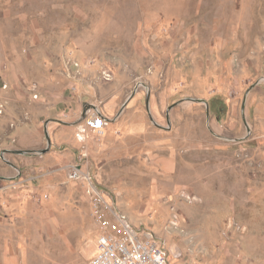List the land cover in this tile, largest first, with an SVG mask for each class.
Listing matches in <instances>:
<instances>
[{"label":"rangeland","instance_id":"374dc122","mask_svg":"<svg viewBox=\"0 0 264 264\" xmlns=\"http://www.w3.org/2000/svg\"><path fill=\"white\" fill-rule=\"evenodd\" d=\"M0 217L18 264H88L97 219L264 264V0H0Z\"/></svg>","mask_w":264,"mask_h":264},{"label":"built area","instance_id":"2783aa9c","mask_svg":"<svg viewBox=\"0 0 264 264\" xmlns=\"http://www.w3.org/2000/svg\"><path fill=\"white\" fill-rule=\"evenodd\" d=\"M108 119L100 107L92 106L86 110L85 117L78 124L76 138L85 142L88 132L102 133ZM70 178L89 183L88 192L93 201L98 204L99 193L90 183H95L88 171L83 172L79 166H73L69 172ZM97 207V206H95ZM99 233L96 248L88 264H167L166 254L156 240L148 233H139L126 220L119 219L115 229L107 228L97 219Z\"/></svg>","mask_w":264,"mask_h":264},{"label":"crops","instance_id":"0c3cea01","mask_svg":"<svg viewBox=\"0 0 264 264\" xmlns=\"http://www.w3.org/2000/svg\"><path fill=\"white\" fill-rule=\"evenodd\" d=\"M104 116L106 115L104 114ZM114 118L116 119L117 115ZM7 220V217H0V264H18L21 259L20 253H22L23 249L15 243V230L7 223Z\"/></svg>","mask_w":264,"mask_h":264},{"label":"water","instance_id":"95a60500","mask_svg":"<svg viewBox=\"0 0 264 264\" xmlns=\"http://www.w3.org/2000/svg\"><path fill=\"white\" fill-rule=\"evenodd\" d=\"M257 82H258V81H256L255 83H253L252 86H254L255 84H257ZM252 86H251V87H252ZM194 100L204 102L203 100H200V99H194ZM243 102H244V101H243ZM123 105H125V103H124ZM92 106H93V105H92ZM148 106H149V93H148L147 96H146V107H147V109L149 110V107H148ZM86 109H87V105L84 106V108H83V110H82L81 120L85 117ZM166 119H167V122L169 123V117H168V115L166 116ZM47 141H48V145H50L51 140H50L49 137H47Z\"/></svg>","mask_w":264,"mask_h":264}]
</instances>
